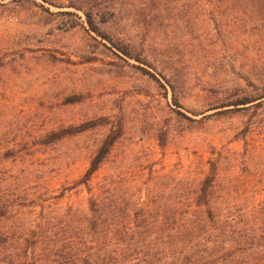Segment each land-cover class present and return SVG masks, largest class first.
I'll return each instance as SVG.
<instances>
[{
	"label": "rangeland",
	"instance_id": "374dc122",
	"mask_svg": "<svg viewBox=\"0 0 264 264\" xmlns=\"http://www.w3.org/2000/svg\"><path fill=\"white\" fill-rule=\"evenodd\" d=\"M76 1L0 0L1 144L29 148L59 192L74 186L117 128L122 136L95 181L119 174L145 196L160 174L175 175L180 166L199 170L213 148L243 153L239 132L252 123L247 140L258 158L240 164L238 179L264 185V101L233 112L223 111L233 105L222 107L260 92L264 20L181 18V8L202 10L195 0H162L160 18L144 20L134 18L132 0H83L86 8L103 6L90 25L84 11L70 6ZM88 120L95 122L85 132L40 143L53 129ZM252 164L255 175L246 170ZM88 196L78 186L62 201Z\"/></svg>",
	"mask_w": 264,
	"mask_h": 264
},
{
	"label": "trees",
	"instance_id": "16d2710c",
	"mask_svg": "<svg viewBox=\"0 0 264 264\" xmlns=\"http://www.w3.org/2000/svg\"><path fill=\"white\" fill-rule=\"evenodd\" d=\"M132 1L134 18H160L162 0ZM194 2L202 10L184 13L181 8V18L264 20V0ZM84 4L79 0L70 6L84 11L93 25L103 6ZM4 65L0 54V68ZM165 79L175 90V82ZM260 84L259 93L239 96L222 105L235 108L223 111L261 107L264 77ZM94 122L53 129L40 143L53 145L89 130ZM252 130L249 123L239 132L245 139L243 153L213 148L214 156L202 161L199 170L180 166L175 175L160 174L145 196L119 174L95 181L122 136L117 128L106 134L74 186L59 192L35 166L29 148L0 143V264H264V196L259 197L264 185L238 179L240 164L258 158L247 140ZM246 170L257 172L254 164ZM78 186L89 193L86 202L63 203L66 191Z\"/></svg>",
	"mask_w": 264,
	"mask_h": 264
}]
</instances>
